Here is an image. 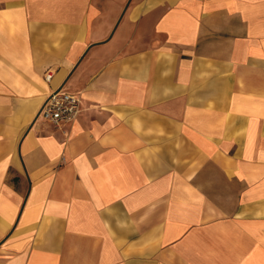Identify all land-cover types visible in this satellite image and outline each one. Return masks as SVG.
Returning <instances> with one entry per match:
<instances>
[{
	"label": "crops",
	"instance_id": "0c3cea01",
	"mask_svg": "<svg viewBox=\"0 0 264 264\" xmlns=\"http://www.w3.org/2000/svg\"><path fill=\"white\" fill-rule=\"evenodd\" d=\"M0 264H264V0H0Z\"/></svg>",
	"mask_w": 264,
	"mask_h": 264
},
{
	"label": "built area",
	"instance_id": "2783aa9c",
	"mask_svg": "<svg viewBox=\"0 0 264 264\" xmlns=\"http://www.w3.org/2000/svg\"><path fill=\"white\" fill-rule=\"evenodd\" d=\"M52 73L47 72L45 79L49 80ZM81 110L80 93H72L61 89L51 90L41 107V116L53 128L67 131V125L72 123Z\"/></svg>",
	"mask_w": 264,
	"mask_h": 264
}]
</instances>
